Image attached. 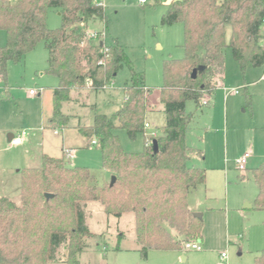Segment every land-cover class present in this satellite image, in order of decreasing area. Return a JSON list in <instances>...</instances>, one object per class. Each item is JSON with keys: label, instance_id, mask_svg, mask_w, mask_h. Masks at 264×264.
<instances>
[{"label": "trees", "instance_id": "16d2710c", "mask_svg": "<svg viewBox=\"0 0 264 264\" xmlns=\"http://www.w3.org/2000/svg\"><path fill=\"white\" fill-rule=\"evenodd\" d=\"M99 2H0V31L6 34V45L0 47V78L7 83L9 64L21 62L44 42L49 56L46 73L59 80L50 120L55 128L69 126L71 116L63 113V107L73 101L72 91L89 88L99 93L113 84L124 66L132 72L121 109L112 117L96 115L90 127H77L89 147L97 142L103 168L116 177L114 186L99 185L88 168L70 166L65 157L43 155L40 167L20 172L21 203L0 198V264H81L86 241L96 236L87 224L91 202L100 203L108 217L135 215V238L144 261L152 250L182 252L187 243L202 240L204 222L190 210L189 196L206 185L207 171L192 165V156L202 153L187 143L193 115L186 106L189 101L199 107L204 100L210 102L225 78L227 49L243 74L250 66H264V0H154L168 5L162 26H184L185 57L164 62L159 99L165 124L151 144L145 129L150 90L144 76L134 72L118 42L107 45L87 37L91 21H106L105 7ZM52 8L62 19L56 30L47 27ZM246 102L251 106L249 95ZM119 130L131 141L144 135V150L125 152ZM252 177L258 187L255 206L264 212V163L252 171ZM46 194L53 197L47 199ZM255 264H264V249Z\"/></svg>", "mask_w": 264, "mask_h": 264}, {"label": "rangeland", "instance_id": "374dc122", "mask_svg": "<svg viewBox=\"0 0 264 264\" xmlns=\"http://www.w3.org/2000/svg\"><path fill=\"white\" fill-rule=\"evenodd\" d=\"M15 1L0 0L5 3ZM139 1L101 0L106 21H91L87 32H104L97 42L111 45L116 41L121 45L134 72L144 76L151 93L150 104L158 114L160 106L163 108L159 91L164 85V62L185 57L184 26L180 23L162 26L167 3L147 0V4L141 5ZM61 26L59 10L49 9L47 27L56 30ZM5 45L6 34L0 31V47ZM225 55V84L217 91L215 99L208 106L199 107L193 101L186 106L187 113L193 115L186 135L187 143L205 156L203 160L195 155L192 163L208 171L207 187H199L193 192L189 204L202 201L200 208H194L199 211L197 213H208V209L213 208L211 213L214 214L206 215L210 219L206 226V219H202L203 232L211 236L219 232L228 238L231 243L227 247L230 264H255L256 257L264 249V213L254 208L258 187L252 177V169L264 161V87L258 82L264 74V66H250L243 74L229 49ZM48 59L45 44L40 42L21 62L9 64L8 88L0 78V198L6 197L17 204L21 203L20 172L40 167L42 154L63 158L62 151L73 148L77 157L68 162L70 166L88 168L99 185H109V176H113L103 168L101 151L96 146L88 148L87 139L77 127H90L96 115L112 117L121 108L125 98L124 86L132 77L130 68L124 66L107 91L93 94L87 91L73 100L75 104H66L63 113L71 116L69 126L65 130L58 129L59 135H55L56 130L49 123L53 115L51 89L58 86L59 80L46 73ZM41 73L45 75L41 76ZM236 90L239 94L234 93ZM30 91H38L41 96L31 97ZM247 92L252 97L248 107ZM157 119L155 131L149 133L155 132L156 138L162 134L164 114ZM22 132H28L29 137L21 145L8 142L9 134ZM117 135L125 152L144 150V135L135 141H131L123 130L117 131ZM246 153L251 155L249 168L241 173L237 170V161ZM246 202L253 204V208L249 209ZM86 215L87 224L96 236L86 241L88 248L79 256L81 264H144L140 249L137 255L127 250L118 251V247L134 248L138 244L134 238L133 213L124 214L122 219L108 217L100 203L91 202ZM117 220H120L119 226ZM119 234L125 237L118 241ZM64 252L60 250L59 258H64ZM157 252L150 251L145 264H155ZM187 254L191 262H217L207 251H188Z\"/></svg>", "mask_w": 264, "mask_h": 264}, {"label": "crops", "instance_id": "0c3cea01", "mask_svg": "<svg viewBox=\"0 0 264 264\" xmlns=\"http://www.w3.org/2000/svg\"><path fill=\"white\" fill-rule=\"evenodd\" d=\"M43 75H45V73H41V76H43ZM118 76V75H117ZM4 82V81H3ZM259 83H263V87H264V74L259 78V81H258ZM114 83V82H113ZM6 84V88H8V86H7V83H5ZM224 84H225V78H224V80L223 81H221L220 83H219V85H218V88L214 91V93H213V95H212V97H211V100H210V102L208 103V105L215 99V97H216V93H217V91L220 89V88H222L223 86H224ZM0 85H2L1 83H0ZM59 85V84H58ZM262 85V84H261ZM58 87V86H57ZM57 87H53L51 90H52V93L54 94V90L57 88ZM111 87V86H110ZM109 87V88H110ZM108 88V89H109ZM108 89H106V90H104V91H107ZM124 89H125V86H124ZM124 89H123V91H124ZM41 90V89H40ZM89 92V94H90V92L93 94V93H96V92H93L91 89H86V90H83L82 92H78V91H72V93H71V95H72V98H73V100H75L77 97L79 98V97H81L80 95L82 94V93H84V92ZM52 94V95H53ZM89 94L86 96V97H88L89 96ZM8 95H9V93H8ZM249 94H248V92H247V96H248ZM31 97H36V96H41L39 93L37 94V95H35V96H32V95H30ZM247 96H246V101H247ZM250 96V95H249ZM9 97H10V95H9ZM124 97H125V95H124ZM250 99H251V102H252V97L250 96ZM148 100H149V107H150V113L148 114V123L151 125V128L147 131V135H149V133H151V131L150 130H154L155 131V128H156V123L154 124V122H157L158 121V117L159 116H161L162 115V113L164 114V107L163 108H161L162 106H160V108H159V110H158V114H156V110L154 109V107L150 104V102H151V93L149 94V97H148ZM124 102H125V98H124V100H123V103H122V106H123V104H124ZM66 104H75V102H70V103H66ZM66 104H64V107H65V105ZM207 105V106H208ZM121 106V107H122ZM63 107V108H64ZM121 109V108H120ZM119 109V110H120ZM93 110H95V107L93 108ZM53 116V115H52ZM165 116V115H164ZM51 120V119H50ZM50 120H49V123H50ZM158 123V122H157ZM51 125V124H50ZM52 127H54L53 125H51ZM54 129L56 130L55 132H57V134L56 133H54L55 135H59V132H58V129L57 128H55L54 127ZM27 137H29V135L27 136ZM27 137L26 138H24V140L22 141V143L27 139ZM88 141V140H87ZM21 143V144H22ZM21 144H19V145H21ZM89 142H87V147L89 148ZM64 149V148H63ZM67 149V148H66ZM69 149H73V148H69ZM75 150V158H74V160L76 159V157H77V151H76V149H74ZM63 152V154H64V150L62 151ZM250 154V153H249ZM43 155H47V154H42V156ZM198 156V157H201L203 160L205 159V156L202 154V156L201 155H197V154H194L193 156H192V161H193V157L194 156ZM42 156H41V158H42ZM250 158H251V155H250ZM250 158H249V160H250ZM74 160H72V161H74ZM249 160H248V164H249ZM264 163V161L258 166V167H260L262 164ZM248 164H247V168H246V171L248 170ZM192 165H194L193 163H192ZM72 166H74V165H72ZM195 166V165H194ZM75 167V166H74ZM196 167V166H195ZM258 167H255L254 169H256V168H258ZM203 169H205L206 171H207V169L206 168H203ZM254 169H252V171L254 170ZM237 170H238V168H237ZM239 171V170H238ZM245 171V172H246ZM240 172V171H239ZM245 172H241V173H245ZM244 177V179H245V175H243ZM109 177H112V175L110 174V176ZM207 182H208V171H207V181H206V185L204 186V188H206L207 187ZM206 200H208V198H207V196H206ZM201 200H197V202H196V205H190L189 204V207H190V210L193 212V213H197V212H199V211H194V208L196 209V208H200L199 206H200V204H201ZM247 203V205H248V208L250 209V208H253V204H251V203H248V202H246ZM256 210H258L257 208H256V206L254 207ZM208 213L207 212H203V213H200V214H202V219L203 218H205L206 220H205V226H206V224L207 223H209L210 222V219H208V216H206L207 214H210L211 216L214 214V213H211L212 211H213V208H209L208 209ZM258 211H261V210H258ZM261 212H263V211H261ZM264 213V212H263ZM209 215V216H210ZM122 219V218H121ZM117 222V226H119V223H120V220H117L116 221ZM219 232H216L215 233V235H213V236H211L210 234L209 235H207V233L206 232H203L202 231V240H201V246H202V250L201 251H195V252H203V251H207V252H210L211 254H213L214 255V257L217 259V262H216V264L220 261V254H221V252H223V251H226L227 253H228V250H227V247H228V245H230L231 243L228 241V238L227 237H222L220 234H218ZM114 237V236H113ZM117 237V236H116ZM125 237V235L124 234H119V237H117L118 238V241L119 240H121L122 238H124ZM135 238V237H134ZM135 240H136V238H135ZM119 246V245H118ZM120 247H118V251L119 250H127V252H131V253H134V255H137V251H139V249H140V246L137 244L134 248H123V249H119ZM190 252V251H192V250H184V251H182V252H177V251H169V252H162V251H158L157 253H159L158 254V256L156 257V263L155 264H199V262L197 261V260H193L192 262H191V258H190V256L187 254V252ZM148 260H149V257H148V259L144 262V264L146 263V262H148ZM228 262H229V253H228ZM229 264H230V262H229Z\"/></svg>", "mask_w": 264, "mask_h": 264}, {"label": "built area", "instance_id": "2783aa9c", "mask_svg": "<svg viewBox=\"0 0 264 264\" xmlns=\"http://www.w3.org/2000/svg\"><path fill=\"white\" fill-rule=\"evenodd\" d=\"M139 2H140L141 5L147 4V0H140ZM98 5L105 7L102 2H99ZM261 32H262V36H263V39H262V47L264 49V23L261 26ZM102 34L105 35L104 32H93V33L87 32V37L90 38V39H93V40L98 41V38L100 36H102ZM39 91L42 92V89L39 90ZM234 93L235 94H239V91L236 90V91H234ZM37 94H38V91H30V95H32V96H35ZM208 103L209 102L207 100H204L202 102V105L203 106H207ZM150 128H151V125L147 122L145 124L146 131H148ZM55 133L57 134V132H55ZM28 135H29L28 132H22L19 135H14V138H13V141H12L11 144H15V145L21 144L22 141L24 140V138H26ZM156 137H157V134L155 132H152L151 135H147V143L148 144H151L152 140L154 138H156ZM92 144L94 146V145L97 144V142L96 141H93ZM64 157H65V159L68 162L74 160V158H75V150L74 149H66L64 151ZM249 158H250V154L249 153H246V154H244V156L242 158H240L237 161V168H238V170L240 172H245L246 171ZM185 250L201 251L202 250V246H201V243L200 242L187 243L185 245ZM217 264H229V262H228V253L226 251L221 252V254H220V261Z\"/></svg>", "mask_w": 264, "mask_h": 264}, {"label": "water", "instance_id": "95a60500", "mask_svg": "<svg viewBox=\"0 0 264 264\" xmlns=\"http://www.w3.org/2000/svg\"><path fill=\"white\" fill-rule=\"evenodd\" d=\"M197 74H198V71L197 70H194L193 73H192V78L193 79H196L197 78ZM13 138H14V134H12V133L9 134L8 135V142L9 143H12ZM154 149H155V151H158V143H157L156 140L154 141ZM115 183H116V177L115 176H112L111 177V180H110V186L111 187L114 186ZM52 197H53L52 195L46 194V198L47 199H50ZM194 216L197 217V218L202 219V214H200V213H194Z\"/></svg>", "mask_w": 264, "mask_h": 264}]
</instances>
